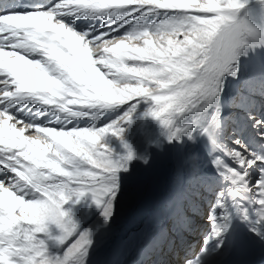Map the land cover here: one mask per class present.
<instances>
[{
    "label": "snow or ice",
    "instance_id": "obj_1",
    "mask_svg": "<svg viewBox=\"0 0 264 264\" xmlns=\"http://www.w3.org/2000/svg\"><path fill=\"white\" fill-rule=\"evenodd\" d=\"M247 3L51 0L20 10L16 0H0V264H92L96 235L64 206L90 193L105 218L113 216L120 172L133 156L117 157L106 137H122L145 103L169 142H202L214 170L205 182L217 194L205 246L184 264H222L238 243L228 240L234 220L264 242V118L247 113L250 143L237 135L240 114L224 118L220 103L226 76L240 74L243 49L264 42L239 18ZM76 20L102 23L77 31ZM179 224L189 234L201 227L184 214Z\"/></svg>",
    "mask_w": 264,
    "mask_h": 264
},
{
    "label": "bare ground",
    "instance_id": "obj_2",
    "mask_svg": "<svg viewBox=\"0 0 264 264\" xmlns=\"http://www.w3.org/2000/svg\"><path fill=\"white\" fill-rule=\"evenodd\" d=\"M34 1H38V4L51 2V0ZM239 18H246L261 34H264V3L260 0H248L246 7L239 13ZM100 23H102L100 20H76V25H78L76 30L84 31L89 26H99ZM262 57H264V42L253 41L246 46L239 58L240 69L242 68L243 71L244 68L245 71L238 77H233L235 84L239 81L244 83L246 79L244 74L253 67L255 71H258L260 61H262L261 67L264 70ZM254 58L260 59L257 61V66H255ZM260 75H264V72ZM227 79L229 75L226 76L225 80ZM254 81L253 88L244 85L242 90L240 87L237 90H227L224 85L222 93L226 96L222 108L223 117L227 118L233 113H239L242 118L241 127L243 128V122L249 126L244 129V131L247 129L244 139L249 142L250 137H255V132L251 135L252 121L247 119V113H255L257 117L264 118V108L257 107L259 102L264 107V82L253 77L250 83ZM249 96H254L255 101ZM235 102H239L242 107H232ZM227 105L230 109L226 108ZM149 107L147 103L141 104L143 109L141 112L140 105L137 107L132 114L131 121L126 127L123 126L122 137L112 134L106 137L108 146L117 157H126L129 153L133 156L128 163V170L120 172L122 185L116 197L117 204L113 216L106 219L103 207L94 202L90 193L78 203L73 197L64 206V210L69 212L80 228L96 235L97 244L92 264H140L146 251L156 247L160 248L164 239L174 240L175 232L169 226L173 225L174 221L179 224L182 214L192 215L189 217L195 218V223L201 227L198 232L192 234L179 232L178 241L182 242L185 239L186 245H194L190 257L201 254V251L195 252L201 248L199 241L202 233L204 231L207 233L208 230L206 200L215 198V196L212 198V193L206 191L205 182L213 178L214 170L208 165V158L201 146L202 142L194 144L186 137L182 143L169 142L167 129L159 120L146 114ZM126 111H128L126 107L119 111L113 110L106 119L108 121L118 119ZM230 127L235 126L230 125ZM237 135L240 134L237 133ZM197 152L200 154L199 159H191L192 153ZM194 169H199V171L194 172ZM4 171L0 167V174ZM215 204L216 200L211 207ZM195 205L204 208L200 216L194 215L191 211ZM222 211L216 208L217 213ZM233 223L234 228L228 240L235 239L238 243L231 254L223 258L222 263L227 258L240 254L248 257L250 255L253 261H258V259L264 261V242L250 235L248 231L250 224L246 226L241 220H234ZM49 229L53 236L60 234L55 224H50ZM49 243L54 245L55 241H49ZM210 243L214 245L216 242L211 241ZM204 246L203 244L202 247ZM167 249L169 250L170 246ZM52 250L57 251L55 247ZM173 252L181 256V251L175 244H173ZM167 254L168 259L173 257L171 251Z\"/></svg>",
    "mask_w": 264,
    "mask_h": 264
},
{
    "label": "rangeland",
    "instance_id": "obj_3",
    "mask_svg": "<svg viewBox=\"0 0 264 264\" xmlns=\"http://www.w3.org/2000/svg\"><path fill=\"white\" fill-rule=\"evenodd\" d=\"M241 72H240V74H243V72L245 71V69L243 68V71H242V68H241V70H240ZM254 73H257V72H252V73H248V74H250L249 76H253V74ZM247 74V75H248ZM230 77H232L231 75H229ZM261 78V76H257V78ZM229 83V84H228ZM251 84V83H250ZM249 82H247V84H246V87H249ZM225 87L227 88L228 86H230L231 84H230V81H227V82H225ZM242 88L244 87V84L241 86ZM251 94V93H250ZM223 96V95H222ZM221 96V97H222ZM236 98V97H235ZM237 99H238V97H237ZM259 106V108H264L263 106H261V104H260V102H259V104L257 103V107ZM232 107H234V106H232ZM143 109L141 108V105H140V112L142 111ZM193 119H195V117H192ZM128 123H126L124 126L126 127V125H127ZM246 127H249L248 125H246V123H244L243 122V129H245ZM246 131H247V129H246ZM252 133V132H251ZM238 134H240V132H238ZM241 135V134H240ZM239 136V135H238ZM243 138H244V136H243ZM254 141H255V137H250V142H252V143H254ZM249 142V141H248ZM212 198H214V195H213V197ZM211 201H213L212 199H211ZM210 202V201H209ZM207 206H208V204H207ZM211 207V206H210ZM207 212H209V211H207ZM208 232V231H207ZM208 235V234H207ZM206 235V236H207ZM204 240H205V238L202 236L201 238H200V241H199V245H201V248H202V246H203V244H204ZM201 248H199L195 253H198V252H200L201 251Z\"/></svg>",
    "mask_w": 264,
    "mask_h": 264
},
{
    "label": "clouds",
    "instance_id": "obj_4",
    "mask_svg": "<svg viewBox=\"0 0 264 264\" xmlns=\"http://www.w3.org/2000/svg\"><path fill=\"white\" fill-rule=\"evenodd\" d=\"M153 118H155V117H153ZM155 119H157V120H158V118H155ZM161 124H162V122H161Z\"/></svg>",
    "mask_w": 264,
    "mask_h": 264
}]
</instances>
